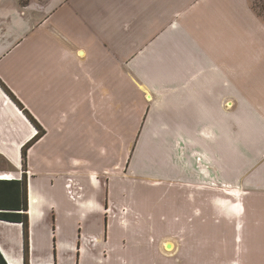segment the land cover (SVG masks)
<instances>
[{"label": "crops", "instance_id": "0c3cea01", "mask_svg": "<svg viewBox=\"0 0 264 264\" xmlns=\"http://www.w3.org/2000/svg\"><path fill=\"white\" fill-rule=\"evenodd\" d=\"M74 1L0 0V82L39 125L0 87V180L28 204L26 249L0 221L5 263L264 264V92L212 68L175 0L145 8L141 42L125 24L123 57L77 44Z\"/></svg>", "mask_w": 264, "mask_h": 264}, {"label": "rangeland", "instance_id": "374dc122", "mask_svg": "<svg viewBox=\"0 0 264 264\" xmlns=\"http://www.w3.org/2000/svg\"><path fill=\"white\" fill-rule=\"evenodd\" d=\"M203 1L205 0H175L177 3L175 9L186 10L192 18L201 19L205 28L208 25L210 40L208 39L207 50L209 56L215 60V67L212 68L226 71L236 78L235 85L247 88V94L253 91L263 93L264 32L258 31L255 20L246 13L244 5L246 0H213V3L211 0L208 9L201 6ZM154 2L162 4L163 9L170 10V3L167 0H75L73 8L76 9V4L81 8V16L78 18L83 26L75 32L77 44L82 42L88 44L97 40L102 46H106L105 51H111L112 55L125 56L128 53L127 44L131 40L125 24L130 22L132 30L137 31L136 36L135 32H132L133 40L141 42L147 35L142 30L143 23L146 22L145 8H156L153 6ZM71 8L69 5L65 11H73ZM156 16L161 18L160 15ZM154 31L155 29H151L148 34L151 35ZM92 38L95 41H92ZM118 66L119 74L126 72L124 64ZM68 90L63 89L62 93L64 91L68 93ZM260 99L263 100L264 96ZM48 112L49 108L45 113ZM69 126H72L71 120L65 124V127ZM56 130L57 128L51 130V134L53 132L51 139L60 136Z\"/></svg>", "mask_w": 264, "mask_h": 264}, {"label": "trees", "instance_id": "16d2710c", "mask_svg": "<svg viewBox=\"0 0 264 264\" xmlns=\"http://www.w3.org/2000/svg\"><path fill=\"white\" fill-rule=\"evenodd\" d=\"M28 0H21L24 6ZM250 8L254 14L264 21V0H248ZM0 87L6 94L12 98L16 105L22 110L27 119L37 128L39 125L36 121L23 109L22 105L14 99L11 93L7 90L2 82ZM39 135V134H38ZM37 139H32L22 148V157H26V149L36 142ZM2 161L0 160V163ZM28 204H27V183L25 179L21 180H0V221L8 223L21 224L23 228V235L25 240V249L27 248V233H28ZM0 264H6L0 255Z\"/></svg>", "mask_w": 264, "mask_h": 264}, {"label": "flooded vegetation", "instance_id": "af4514ba", "mask_svg": "<svg viewBox=\"0 0 264 264\" xmlns=\"http://www.w3.org/2000/svg\"><path fill=\"white\" fill-rule=\"evenodd\" d=\"M37 129V128H36ZM40 133V132H39Z\"/></svg>", "mask_w": 264, "mask_h": 264}]
</instances>
